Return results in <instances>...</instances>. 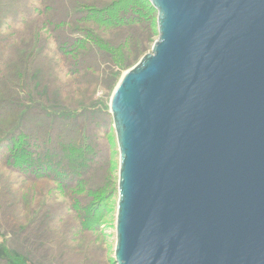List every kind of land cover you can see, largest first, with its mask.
Segmentation results:
<instances>
[{
	"label": "water",
	"instance_id": "1",
	"mask_svg": "<svg viewBox=\"0 0 264 264\" xmlns=\"http://www.w3.org/2000/svg\"><path fill=\"white\" fill-rule=\"evenodd\" d=\"M117 84L114 264H264V0H149Z\"/></svg>",
	"mask_w": 264,
	"mask_h": 264
},
{
	"label": "rangeland",
	"instance_id": "2",
	"mask_svg": "<svg viewBox=\"0 0 264 264\" xmlns=\"http://www.w3.org/2000/svg\"><path fill=\"white\" fill-rule=\"evenodd\" d=\"M48 1L38 0L37 25L43 34H37L36 24L29 28L31 47L25 43L23 67L18 69L22 46L16 40L0 41V105L15 103L8 115L0 116V132L14 131L9 140L23 143L19 156L24 159V173L42 171L55 180L15 177L19 182L9 190L7 204L0 207V264H114L120 153L110 100L123 74L158 39V12L151 10L153 18L148 22L152 28L147 30L133 24L149 13L140 0H50L55 9L51 13ZM35 2L11 4L14 9L0 15V31H12L11 26L34 13ZM139 5L144 9L137 10ZM55 14L68 28L61 27L65 31L48 44L55 23L43 24ZM80 34L105 41L81 49L78 39L73 50L69 46L62 49L61 35L73 40ZM39 46L42 55L38 57ZM15 73L20 76L17 83ZM38 125L43 127L39 138L19 135ZM68 142L71 145L66 149L63 144ZM11 145L1 147L0 156ZM66 159L70 163L62 164ZM82 160L81 168L72 166ZM57 179L65 180L67 187ZM86 213L92 219L90 228L81 223ZM32 234L39 238L37 247L30 240Z\"/></svg>",
	"mask_w": 264,
	"mask_h": 264
},
{
	"label": "trees",
	"instance_id": "3",
	"mask_svg": "<svg viewBox=\"0 0 264 264\" xmlns=\"http://www.w3.org/2000/svg\"><path fill=\"white\" fill-rule=\"evenodd\" d=\"M1 1H2V6L0 7V15L4 11L9 13L11 10H13L14 8L12 7L13 5H11V4L17 3L19 1L24 3V1L27 2L28 0H1ZM141 1L147 6L150 14L148 12H146L147 18H145V17L140 18L139 17L138 19H136L134 21L133 24H139V25L147 28V30H150V28H152V27L150 26L151 23H149L148 20H150V22H152L153 17H152L151 10L153 11L156 9L154 8V6L152 5V3L149 0H140V2ZM37 3H38V0H37V2L34 3L35 8H33V10H32V12H34V13H30L29 15H26L23 19L19 20V22L17 24H15L14 26H11L9 29H12V31H10V30L7 32L0 31V41L16 40L18 42V44L20 46H22V48L20 47L22 54L21 53L20 54L23 55V57H22L21 63L18 66V69L23 67V65L25 64V62L23 60L24 59L23 49H24L25 43H27L28 48L31 47V46H29L30 39H31L29 36V28L32 25L36 24L37 34L39 35L43 31L42 27L41 26L38 27V25H37V24H40V7H39L40 4H37ZM29 4H31V3H29ZM46 6H47V10L50 13L55 10L51 6L50 0L46 3ZM141 9H144V8H143V6L139 5V8H137V10L141 11ZM36 10H37V12H36ZM67 15L68 14L65 15V18L67 17ZM5 18H8V17L7 16L3 17V20ZM0 19L2 20L1 16H0ZM115 23L116 22H114V21L111 22V24H115ZM52 24H54L53 29H52L53 36H52V38L49 39V41H48V39H46V42H48V44L52 42V39H53V41L58 40V38L60 37V33L65 31V30H60L61 27L68 28V23H65V24L61 23L59 17H57L56 14H55V17H48L47 19H45V23L43 24V26L49 27V25H52ZM70 24H71V22H70ZM155 24H157V23L155 22ZM1 26H2V23H1ZM3 29H5V28L3 27ZM82 33H84V32H82ZM45 36H47V35L45 34ZM61 38L63 39V43L61 45L63 50L68 49V46H69L70 50L71 49L73 50L75 48V45L77 44L76 41L78 39L82 40L81 49H84V48L87 49L88 46H91L90 44H92L93 47H97V45L103 44L105 41V39H101L100 37H98V40L93 41L88 36L86 37V35H82V34H80L79 37L74 36L75 39H73V40H69L67 35L65 37H63V35H61ZM50 40H51V42H50ZM46 42L44 44V48L46 46ZM27 47L25 48V50H27ZM39 48H40V50H39L40 53L38 54V57L40 55H42L41 46H39ZM49 51L51 53H53L52 49H49ZM31 56H33V53L31 54ZM31 56H29V57H31ZM18 78H20V76L19 75L17 76V74L15 73L14 74L15 83H17ZM2 79H3V76L0 75V82L2 81ZM14 107H15V103L0 105V110H1L0 116L3 115L4 112H5V114L8 115ZM14 117L16 118V116H14ZM42 129H43V127L41 125H38V126L31 128V129H28V131H26V128H25V129L21 130L23 132H20L19 135H24L25 133H28V135L32 134L34 136V138H39L41 136ZM13 132L11 131V134L10 133L4 134L3 132H0V149L6 143H8L9 145L13 144V145H11V147L6 148L0 156V165L3 167V169H0V207H4L7 204V202L9 201V195H8L9 190L12 189L14 186H16V184H18L19 180L15 179L16 176L21 178V179L25 178V176H26L27 180H32V181H36V182H39L43 178H47V177L54 180V178H52L50 175H45L46 173H44L42 171L36 172V174L24 173L25 172L24 168L21 165V163L24 161V159H22L19 156V153L23 148V143L14 144L9 140L11 135H13ZM20 140H21V138H20ZM63 145H65L66 149H67L71 145V142L64 143ZM73 149H74V147H73ZM64 150H59V151H64ZM54 155L55 154L53 152V155L51 154L50 157L53 158ZM57 155L60 156V153ZM84 159H86V158H84ZM82 162H83V160L80 163L73 162L74 164L72 166H78L79 168H81ZM61 163L62 164H67V163L69 164L70 159H66V161L63 160ZM12 165H17V166L14 167ZM79 171H80V169L78 170V172ZM39 173H43V175H40ZM68 173H69V177L71 180L73 178L72 172L68 170ZM57 180H59V179H57ZM59 181H60L61 186L67 187L66 184H68V183H66L65 180H62V181L59 180ZM63 189H65V188H63ZM77 208H80L84 211V208L81 206H78ZM73 213H75V211H73ZM81 223H83L85 227H87V226L89 228L91 227L90 225H92V219H91V216L89 213L85 214V219L81 220ZM60 236H61V239L64 238V236L62 234H60ZM60 236H57L55 239L60 238ZM30 240L33 242V244L36 245V247L39 245V238L36 236V234H32L30 236ZM63 241L65 242L67 240L63 239ZM35 256H36V254L34 255V257Z\"/></svg>",
	"mask_w": 264,
	"mask_h": 264
}]
</instances>
